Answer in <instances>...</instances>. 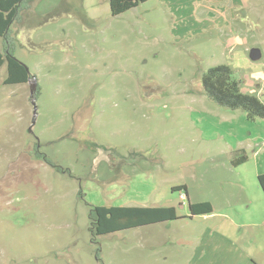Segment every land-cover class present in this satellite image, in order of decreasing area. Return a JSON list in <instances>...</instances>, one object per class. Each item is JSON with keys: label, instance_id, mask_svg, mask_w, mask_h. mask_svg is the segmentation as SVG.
Masks as SVG:
<instances>
[{"label": "rangeland", "instance_id": "374dc122", "mask_svg": "<svg viewBox=\"0 0 264 264\" xmlns=\"http://www.w3.org/2000/svg\"><path fill=\"white\" fill-rule=\"evenodd\" d=\"M11 30L39 90L0 68V264H192L264 218V119L202 84L225 64L264 103V0H31ZM198 200L213 213L190 217ZM94 205L178 217L95 236Z\"/></svg>", "mask_w": 264, "mask_h": 264}, {"label": "trees", "instance_id": "16d2710c", "mask_svg": "<svg viewBox=\"0 0 264 264\" xmlns=\"http://www.w3.org/2000/svg\"><path fill=\"white\" fill-rule=\"evenodd\" d=\"M31 0H0V68L6 67L4 84L27 83L33 76L27 66L15 56V40L11 26L19 17L20 12L26 9ZM147 0H108L112 15L121 14ZM202 84L206 94L218 104L232 109H243L249 119H264V103L255 94L242 90L239 80L233 77L232 69L225 64L212 66L202 77ZM39 87L37 88V92ZM36 92V93H37ZM95 151L105 153L110 158L117 154L113 148L94 144ZM137 157V154H133ZM124 157V156H121ZM45 161L52 162L44 156ZM247 156L241 154L234 160L236 165L242 164ZM258 182L264 193V173L257 175ZM177 186L173 189H181ZM190 217L209 214L213 211L210 201H189ZM178 217L174 206H120L94 205L90 208L92 233L95 236L115 231L169 221Z\"/></svg>", "mask_w": 264, "mask_h": 264}, {"label": "crops", "instance_id": "0c3cea01", "mask_svg": "<svg viewBox=\"0 0 264 264\" xmlns=\"http://www.w3.org/2000/svg\"><path fill=\"white\" fill-rule=\"evenodd\" d=\"M199 216L202 215L196 217ZM243 228L237 235L240 238L234 240L227 239L218 232L206 234L203 244L206 254L198 256L192 264H264V218Z\"/></svg>", "mask_w": 264, "mask_h": 264}, {"label": "water", "instance_id": "95a60500", "mask_svg": "<svg viewBox=\"0 0 264 264\" xmlns=\"http://www.w3.org/2000/svg\"><path fill=\"white\" fill-rule=\"evenodd\" d=\"M249 56L252 60L256 61L262 57V53H261L259 48H252L249 52ZM33 78L35 79V77H33ZM37 87H38V84H37V81L35 79V81L33 83H31V94H32V96H34L35 92L37 91ZM33 103H34V101H33ZM34 110H35L34 114H36V106L35 105H34ZM33 123H34V120H33Z\"/></svg>", "mask_w": 264, "mask_h": 264}]
</instances>
